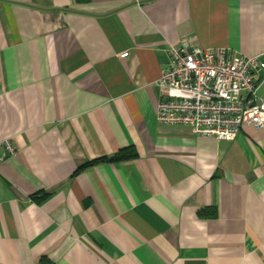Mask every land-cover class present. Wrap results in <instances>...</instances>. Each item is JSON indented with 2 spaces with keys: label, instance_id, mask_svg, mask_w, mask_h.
Listing matches in <instances>:
<instances>
[{
  "label": "crops",
  "instance_id": "crops-1",
  "mask_svg": "<svg viewBox=\"0 0 264 264\" xmlns=\"http://www.w3.org/2000/svg\"><path fill=\"white\" fill-rule=\"evenodd\" d=\"M185 39L264 62V0H0V264H264V127L156 129Z\"/></svg>",
  "mask_w": 264,
  "mask_h": 264
},
{
  "label": "built area",
  "instance_id": "built-area-1",
  "mask_svg": "<svg viewBox=\"0 0 264 264\" xmlns=\"http://www.w3.org/2000/svg\"><path fill=\"white\" fill-rule=\"evenodd\" d=\"M155 85L157 131L232 140L244 126L264 127V62L257 56L185 39L168 48ZM0 151V161L14 154L10 139L0 141Z\"/></svg>",
  "mask_w": 264,
  "mask_h": 264
},
{
  "label": "trees",
  "instance_id": "trees-1",
  "mask_svg": "<svg viewBox=\"0 0 264 264\" xmlns=\"http://www.w3.org/2000/svg\"><path fill=\"white\" fill-rule=\"evenodd\" d=\"M134 156H135V153L133 152V150L131 148H124V149L119 150L117 153H115L109 157H101L99 159H95V160H91L89 162H86L76 172H78L81 168L89 166L90 164H93L95 162H99V161L115 162V161L131 159ZM48 196H49V194H46V193H36V194L31 195L30 198L33 201L40 203L43 200H45Z\"/></svg>",
  "mask_w": 264,
  "mask_h": 264
}]
</instances>
